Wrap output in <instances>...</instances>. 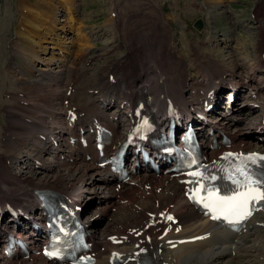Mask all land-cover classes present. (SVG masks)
Here are the masks:
<instances>
[{
  "label": "rangeland",
  "instance_id": "obj_1",
  "mask_svg": "<svg viewBox=\"0 0 264 264\" xmlns=\"http://www.w3.org/2000/svg\"><path fill=\"white\" fill-rule=\"evenodd\" d=\"M111 1L112 0H72L71 3L68 2V4H66L64 0H44L45 5H44V3L41 4L40 3L41 1H40L39 2L40 6L41 5H42V7L45 6L43 8L44 9L47 8L46 11H49V14H44L45 16H47L46 20L51 19L48 16L54 15L53 16L54 19H56V21L57 20L58 21L56 22V24H55L56 27L54 26L53 31H50L51 23H48L45 21H44V24L39 26V27L42 26L41 28L35 29L41 34V36H37V38H35V41L40 42L44 39L42 37H45V41L43 40L42 45L44 47H47L50 49H48L49 53H44V52L39 53V56L41 58L40 62H35L34 68L30 69V68H28L29 66H27L28 64H27L24 56L14 54L12 52L13 47H11V50H10V46L16 45L18 47V49L24 48L26 50H30L28 42L26 41V39L24 37L23 38L19 37L20 36L19 30L21 31L23 29V31H24L25 29H27V31H25V32L21 31L24 34L26 32H30L31 26L26 25V23L28 20L34 19L37 11L40 12L42 10V8L39 6L38 7L35 6L36 5L35 3H37V0H0V109L3 108L4 104H5L4 100L1 99V93L2 94L5 93V90H8L10 92H17V93L22 91V94L26 95L27 99H31L34 96V99L37 100L38 105L40 104L39 105L40 107L37 106L38 111H39V112H37V114H40L42 116L47 117L48 116L47 112L49 111V106H46L49 104V102H48L49 98L47 96L48 95L47 92L51 88L50 87L48 88L47 81H44V85H36V84H33L34 82L29 81L30 83L28 82V86H27L26 80H39V79H43V77H48V76L53 77L54 76L53 74H55V73L59 74L60 73L61 74L60 80H59L60 82H58L57 84H53L54 87H52V88L53 89H56V88L57 89H64L66 86V83H67L66 77L69 76V71L67 70V68L68 67H76L78 69H85L86 70V73L83 76H82V73L80 72V77L82 76V79H81V84L79 85V87L80 88L94 87L97 79L101 76L106 75L105 73L107 71L105 69H107L109 67V64L107 63V61H109L111 59H117L120 56L125 55L126 53L128 54L130 50H128V47H127L128 41H127L125 34L122 30L123 29L122 25H121V28H122L121 33H123V37H121V39H117L114 42L112 40V37H111L110 32H109L108 6H109V2H111ZM194 1L195 0H148V2H147L144 0V1L140 2L138 0L137 1H135V0H130V1L116 0V3L119 4L118 12L119 13L122 12V14H126L127 16H129L130 21L132 19H135V18L137 19V16H139V14L138 15L135 14L133 16L130 13H134V11L137 12V11L142 10L144 8V6L147 5L148 3L155 5V6L149 7V9L151 8V10H152V7L154 9L160 7V9L163 10V12H165L168 16L167 22L164 21L165 24L163 23V25L168 26L170 24V26L172 27V30L174 33L173 39L175 41V43L173 45H174V47H176L175 50H177V51L179 50V53H178L179 55H180V53L181 54L183 53V56L186 58V61L193 66V65H195L193 63L196 60L195 59V52L193 50L196 51V48H198L197 47L198 45H200V44L205 45V43H204V41H199V40H196L193 42L189 41V40L193 37H195V38L202 37L203 32L192 31L191 33H186L185 28L191 29L194 22L197 19H201V18L204 19L205 14H206L205 11L200 13L199 10L197 9V7H194L193 9L189 7L190 4H195ZM254 1L255 0H213V1H211V0H197L198 3H196L200 6H202V8L207 7V4H209V6L212 10L211 12L213 14L212 21L216 24V26H218L219 28L227 27V29L223 30V31H226L227 33H230L233 30L235 32L234 34H236L237 32L235 30H237L241 34V36H240V38H238V40L245 39V43L242 42V43H244L242 46L239 45L238 42H240V41H238V42H235L234 46H230L228 48L226 46H221V47L215 48L214 50L202 49V54H200L203 63H205V59H203V56H207V55H208V57L209 56L212 57L216 62L221 61L222 64L224 63L225 66H227L230 70H232V72H234L235 75L232 76L234 78V80H238L237 78H239V80L241 81L240 83L243 85L245 84V80H247V77L249 76L248 72L250 70V66L248 64L255 57L254 47L256 45V41L261 39V37H264V36H261V32H259V30H257L255 28L256 24H254V23L249 24V19L251 18L252 9L253 8L255 9ZM28 2H30L31 4H29ZM42 2H43V0H42ZM47 4L49 7H46ZM25 6L29 7V8L26 9ZM229 6H231V10H235L236 12H238V14H241V13L243 14L242 16H238L235 13L234 14V17H235L234 21L238 22L239 20H243L244 26L247 25V26L252 27L250 30H247L246 28H244L243 25L240 27H236L234 25L232 27V19L230 16L231 13L227 12V11H231V10H228ZM70 9L73 11V13H71ZM226 9H227V11H226ZM120 10H122V11H120ZM24 12H25V15H24ZM51 13H52V15H51ZM254 13L256 14L257 20H259L261 12L259 10H255ZM141 14L145 15L146 13L141 12L140 15ZM155 14L159 15L161 13L155 12ZM214 17H216V19H214ZM18 18L22 21H20V22L17 21ZM125 18L126 17L122 18L120 24H122V21ZM232 18H233V16H232ZM166 19H167V17H166ZM126 20H128V19L126 18L125 21ZM215 20L217 22H215ZM112 21L113 20L111 18V22ZM262 22H264V21H262ZM127 23L129 24V22H127ZM160 25H162V24H160ZM46 27H50V29L46 30ZM48 31H50V32H48ZM166 31H168V29H166ZM211 32L216 33V31H211ZM51 35H52V37H51ZM80 35H81V37H79ZM82 36H84L85 38L81 40V38H83ZM18 37H19V39H18ZM84 40H87V41H85L86 44L84 42H82ZM12 42H14L15 44L11 45ZM59 42L61 43L60 44L61 47L63 46L62 48L65 52V54H64L65 59H67V61H62L63 62L62 64H60V62L57 59L58 56L56 55V53L58 52V49L60 50V48L57 47V46H59ZM53 44H55V45H53ZM80 44L81 45L85 44V47L87 46L86 47L87 49H85V52H84L85 47L79 48ZM106 45H111L112 48L114 49L113 52H111L112 53L111 55H107L108 53L104 49V47ZM121 45H123V46H121ZM51 48H53L55 50H53ZM90 49L92 50V52H91L89 58L96 56L95 57L96 60H94L92 62V64L87 66L86 63L82 64V62H80L79 59H81L83 57V55L86 54L87 51H89ZM191 49H193V50H191ZM37 50H39V48H37ZM63 50H61V51H63ZM209 50H210V53H205V52H208ZM263 50H264V48H263ZM10 52L13 53V54L11 53L12 56L10 55ZM203 53H205V54H203ZM9 59L13 60V61L10 60V62L12 63L11 69L13 68L12 72L14 73V75H10V76L7 75V72L4 70V67H3L8 62ZM61 60H62V58H61ZM51 61H52V63H50ZM57 61H58V63L55 65V63ZM139 62H140V64H143L142 59ZM62 65H64L65 68L64 67L62 68ZM65 65H68V66H65ZM25 68H26V70H25ZM36 69L37 70L40 69L41 71L42 70L43 71L38 72V71H36ZM191 69H192V71H191ZM197 69H198V66H197ZM32 70H33V72H32ZM47 72H48V74H47ZM140 72L142 73V70ZM190 72H194L193 67L190 68ZM193 74L191 75V78H193V76H194ZM18 78H24L26 80H23V79L20 80ZM261 78L262 79H260L258 81L263 84L262 87L264 88V74H261ZM102 80L104 81V78ZM40 81L43 82L42 80H40ZM250 81L251 82H249V83H251V84L254 83L255 86L257 85L254 78L252 80L250 78ZM24 82H26V83L24 84ZM31 84H32V86L36 85V88H32ZM97 85H100V82H98ZM37 86L38 87L40 86V87L38 88ZM257 87H259V86H256V88ZM41 88H42V90H41ZM65 92L66 91L64 90L63 93H65ZM87 93L88 92L85 91L84 93H82L80 95L78 94L76 99H77V102L79 104H87L84 107L88 106L87 108H89V106L92 107L93 104L92 103H91L92 105L88 104L89 100H88V94ZM7 96H9V93H7ZM90 99L92 101V98H90ZM16 100L14 101L15 105L19 103L18 100L17 101ZM56 102H58V103H56ZM56 102H55L56 106L60 107L59 105L61 104V100L58 99ZM57 104H59V105H57ZM43 106L45 108V109L43 108L44 112L41 111L42 110L41 108ZM46 107L48 109H46ZM240 107L242 108V107H244V105H241ZM92 109H93V111L98 112V109L93 108V107H92ZM260 109L261 108H259V110ZM41 112H42V114H41ZM251 112H252V110H251ZM263 113H264V111H263ZM43 114H46V115H43ZM259 115H261V112L260 113L257 112V113L252 114V117L254 119H256V118L257 119L254 121V123L252 125L244 127L245 129H243V132H253L255 123L256 122L259 123V121H257V120H259L258 119ZM247 117H250V115ZM60 120H62V118ZM4 124H7V123L3 119L2 112H0V129H1V126ZM243 132L240 131L238 134H239V137L242 138V140L246 141V139L244 137H242V134H243V136L245 135ZM0 139H1V137H0ZM25 143H26V146L24 147V151L26 150L25 152H28L34 147L32 145V143H35V142L34 141H28V143H29L28 144L26 141ZM29 146H31L32 148ZM45 148L49 149L48 143L45 144ZM12 152L19 154V156L21 157V160H22V158H23V156L21 155L22 151L18 150L16 152V150H12ZM9 156H12V154ZM44 157L46 158V160L49 161L48 162L49 164L51 163V165L54 169L59 167L57 159L53 158L52 156H48V155L44 156ZM15 166L17 169L19 168V170H17V171H26L30 175H35L34 178H40V177H42V175H43V178L45 177V174L37 173V170L28 168V166H25V165L20 166L18 164V162ZM46 168L48 169L47 166H46ZM63 169L62 168L60 169L61 174L64 176H68L69 173L66 170L64 171ZM38 172H42V171H38ZM46 172H48V170L44 171V173H46ZM20 175H23V173ZM27 176H29V175H27ZM30 177L31 176H29V178ZM49 178H52V177L49 176ZM77 185H80V184L78 183ZM50 186H53V185H50ZM68 186H71V185H68ZM92 187H93V185L87 188L88 190H90L89 196L98 195V194L93 193V192L96 193L97 190L93 191ZM98 187H100V185ZM83 189H86V188H83ZM98 196H101V195L99 194ZM98 196H95V198L93 199L96 206H97ZM31 199H32V196H31ZM21 201H24V200L22 199ZM99 201H100V199H99ZM90 204H93V203H90ZM96 222L97 223L101 222V223L106 224L108 221H106V217L104 216V217H100L98 219V221H96ZM3 262H4V264H11V263H7L6 261H3ZM3 262L1 261L0 264H3Z\"/></svg>",
  "mask_w": 264,
  "mask_h": 264
},
{
  "label": "bare ground",
  "instance_id": "obj_2",
  "mask_svg": "<svg viewBox=\"0 0 264 264\" xmlns=\"http://www.w3.org/2000/svg\"><path fill=\"white\" fill-rule=\"evenodd\" d=\"M64 1L66 4H68V2H70V3L72 2V0H64ZM211 1H213V0H211ZM39 2L42 4V3H44V0H43V2H42V0H37V3H35L36 4L35 6L41 7L42 10L40 12L37 11L34 19L28 20L26 23V25L31 26L30 32H26L24 34L23 32L27 31V29L24 28L25 30L23 31V29L21 28L22 29L21 31H23V32H21L19 30V32H20L19 37H22V38L24 37L26 39V41L28 42L30 50H26L24 48L18 49V47L16 45L11 46V47H13L12 52L14 54L25 55V57H26L25 60L28 64L27 66H29L28 68H30V69L34 68V63L39 60V58H40L39 53H43V52L49 53L48 49H50V48L44 47L42 45L43 40L45 41V37H42L44 39L40 42L35 41V38H37V36H41V34L35 29L41 28L42 26L41 27H39V26L44 24V21H45V22L51 23V29H50V27H46V30L50 29V31H53L54 26L56 27L55 24L58 21V20L56 21V19H54V17H53L54 15H52V13H51L52 16H48L51 19L46 20L47 16H45L44 14H49V11H46L47 8L46 9L43 8L45 6H43V7H42V5L40 6ZM44 5H45V3H44ZM46 7H49L48 4L46 5ZM25 8L28 9L29 7L25 6ZM115 10H116V7L113 8V10H111L112 13L115 12ZM70 11H71V13H73V11L71 9H70ZM152 11H155L157 13H162V10L160 9V7L156 8V9H154L152 7ZM154 17L155 16H153L151 13H146L145 15L139 14V16H137V19H132L131 21H129V24L127 26H125V29H124L125 33L124 34L126 35L127 40L132 44L131 49H130V51H132V57H130V58L128 57L129 62L127 59L124 66L116 67V68H114V71L117 74V76L120 77L119 81L126 84V83H128V80H129V65L135 64V66H136V63L141 61V60H139L141 57H143L147 61L150 59L151 55H153L156 58L155 59L156 65L159 68L163 69L164 73L168 76V80L165 81L166 87L164 86V81H160V77L157 74L156 70L154 71V69L150 68L149 65H143V64H141L142 65L141 70H142V72L145 73V75L144 76L142 74L136 75L135 76L136 78H133V82L136 85H140L142 83V81L145 80L144 84H146L147 86H145L144 90L145 89L149 90V93L154 94L156 97V100H158L159 102L162 101L161 100L162 95L167 94L173 100H177L184 107H187V105L189 104L188 103L189 98L192 95V91L187 86L189 75L187 73V68H186V58L183 56V53L182 54L180 53V55L178 54L179 50L177 52L175 51L176 47H174V45L170 46V43L164 39V34L161 33V31L159 32L157 26H153L152 28H150L149 22L151 23L152 19ZM156 21L161 22L162 20L159 16H156ZM117 22L118 23L120 22L119 18H118ZM112 23H114L113 26H115L116 33L118 34L119 33L118 23L116 24V21L114 22V20L112 21ZM262 23L264 24V22H262ZM50 31H48V32H50ZM51 37H52V35H51ZM79 37H81V35ZM82 37L83 38H81V40L85 38L84 36H82ZM60 44L61 43H59V47L58 46L57 47L60 48V50H61V48L63 46L61 47ZM53 45H55V44H53ZM260 45H262V43ZM36 47L39 48V50H37ZM80 47L81 48L85 47V44L84 45L80 44L79 48ZM254 48L256 50V55H255L254 59L252 61H250L248 64L250 66V70L248 72V74L249 73L250 74L248 76V79H249V82H251L250 78H251V80L254 78L256 81V84H257L256 86L260 87V88L259 87L256 88V86H255V89L253 90L252 95L256 94V99H255L256 101H253V102L257 105H261L262 106L261 108L264 109V88L262 87L263 84L260 83L255 78V76L257 74H264V62H262V54H261L259 48L258 47H254ZM51 49H53V48H51ZM53 50H55V49H53ZM62 50H63V48H62ZM196 53H197V54H195L196 60L193 64L198 66L197 73L202 69L203 70L209 69L217 77L218 80H222L224 78V76L226 75L225 72H227V71L232 73L230 75L231 78H233L232 76L235 75V74H233L232 70L227 68L224 65V63L222 64L221 61L216 62L212 57H210V56L208 57V55H207V56H203V59H205V63H203L200 54L197 51H196ZM171 56L173 57L172 61L170 59ZM124 60H126V58H124ZM124 60H122L120 62H123ZM142 61H143V59H142ZM50 63H52V61ZM113 64H114V62L110 64V67ZM65 66H68V65H65ZM179 67H182L183 71L180 70ZM25 70H26V68H25ZM33 70H32V72H33ZM38 70H40V69H38ZM36 71H37V69H36ZM191 71H192V69H191ZM11 72L12 71H10V73ZM47 74H48V72H47ZM156 75H157V77H156ZM50 77H52V76H50ZM75 77H76L75 73L73 71H70L69 72V78L71 80H73ZM78 77H80V75H78ZM103 78L104 77L99 78V80L101 79L100 81H98V82H100V85H97V87L101 88L102 92L104 94H108L110 92L113 94L117 93L118 90L120 89L121 83H119L116 88H113L105 80L103 81L102 80ZM193 80H197V77H196V79H193ZM133 82L127 84L126 89L128 91L131 89H134V87H132V85H131V84H134ZM25 83L26 82H24V84ZM33 84H35V83H33ZM31 86H32V84H31ZM34 86H32V88H36V85H34ZM52 87H54V86H52ZM52 87H50L51 89L47 92L48 93L47 96H48L50 102H55L58 99V97H60V98H62L61 104H63L64 100H66V98H65L66 92L63 93L62 90H55ZM48 88H49V86H48ZM137 88L139 89L140 86ZM41 90H42V88H41ZM136 92H137V90H133V92L129 91L128 94H125V93L122 94L123 99L128 98V97H129V99H132L133 95H135ZM162 92H163V94H162ZM10 96H11V94H10ZM32 98H34V96ZM31 101H32V110L34 111V113H37L36 108L34 106V101L33 100H31ZM56 103H58V102H56ZM56 103L52 104L50 106V110L48 111L49 117H52L53 120L59 119L62 115L61 110L56 107V105H55ZM16 105L8 106L7 110H5V112L16 113L17 110H19V111L23 110V111L30 113L33 118H37L38 122H37V124L29 125V124L22 122L20 120H9L8 122H9L10 128L13 129L14 131H16V134H12V136H15V139H13L11 137L5 143V145H7L9 147L12 145L21 144L24 141L29 140L30 139L29 137H31V139L34 140L36 134L41 133L42 131L47 130L49 128L47 126V123L45 120L41 119L38 116H34L32 114L31 108H26V109L23 107L18 108L19 105H17V106ZM39 105L37 103V106H39ZM57 105H59V104H57ZM89 105H92V104L90 103ZM46 106H49V104ZM59 106H61V105H59ZM87 107L83 106L80 108H81L82 112H86L87 114L101 113L99 110H98V112L93 111V109H92L93 105H92V107H90V106H89V108H87ZM43 108H44V106L41 108L42 110L40 108L39 109L41 111H43ZM46 109H48V108L46 107ZM255 109H256V107H255ZM251 110L254 111V108L246 106L243 109H238L237 112H239L242 116H249V113H251ZM258 111H259V109H258ZM41 114H42V112H41ZM20 115L25 116L22 112L20 113ZM43 115H46V114H43ZM250 117L253 118L252 115H250ZM52 124L56 125V129H58V130L60 129L61 133L66 132V129L64 127H62L57 121H53ZM116 127H120V126L116 125ZM238 133H237V135L236 134L233 135L234 139L238 140L240 142H247L248 137L246 135L243 136V134H242V137H244L246 139V141L242 140V138L239 137ZM253 138H255V132H254ZM18 139H20V140H18ZM27 143H28V141H27ZM32 145H33V143H32ZM31 146H29V147H31ZM39 149H40L41 153L44 152V149L41 146L39 147ZM3 159L12 160L13 163L18 162V160H19L17 155L5 156L0 151V161H2ZM75 160H76V164L74 165V167L68 165L67 163L60 164V167H64L67 170V172L69 173L68 176L62 175L60 172V169H57V168L54 169L52 167L51 163L49 164L48 162H46V164L44 166V171L48 170V172L43 173V174H45L44 178H43V175H42V177L39 176L40 178H34L35 175L34 176L32 175L29 178V176H27L25 174L18 175L17 173L11 175V177L5 176L4 180H0V203L7 201L6 199L9 198L11 201H15L17 203H26V204H29L30 206L31 205L34 206L35 204L33 202L32 191L36 188L51 187L50 185L58 186L60 183H63L64 189H74V187L79 183L80 185H78V188H77L78 193L77 194L83 195L84 190H88L87 189L88 187H90L92 185L94 186L97 183L103 184V181L100 179L98 174L95 172L94 167L84 165V162H83L84 160L80 155H77V157H75ZM46 166L48 167V169L46 168ZM49 176H51L52 178H49ZM2 183L4 185H2ZM68 185H71V186H68ZM158 186L162 188V191L160 193L155 192L153 195L147 196L140 203H138V202L134 203L137 206L138 210H140L139 216L134 215L132 213L131 208L127 207L126 209L120 210L117 214L110 215V216H113V219H112V222L109 226L114 227L115 225H119L121 227L127 226L129 228H137L139 226V223L141 222L142 215L145 214L146 212H153L159 208L162 211L164 209H167L170 206V204H176L177 203V205H179L180 199L177 195L178 189H177V185L174 181H172L168 185H166L165 183H159ZM83 188H86V189H83ZM9 189L15 191V193H11ZM93 193L99 195V192H96V193L93 192ZM30 195L32 196V199H31ZM98 195H95V196H98ZM88 198H91L93 200L95 197L89 196ZM22 199L24 201H21ZM98 201H99V196H98ZM98 201H97V205H98ZM90 203H94V201H91ZM100 203H99L100 204L99 207L101 208V213H103L101 215V217L105 216L107 208L109 206H114V207L118 206L112 193H109L107 196H104V198L100 200ZM90 205H92V204H90ZM131 216H133V220L128 224L127 217H131ZM181 218H182V223L185 225L184 234H200V233H204V232L214 228L213 224L208 223L206 220H204L199 215H197L196 213H193V212L187 211L186 213H181ZM101 222H99V223L95 222L94 225H96V224L100 225ZM232 242H233V239L231 236L222 233L216 239H213L212 241L208 242L207 244H205L201 247L177 250V251L172 252V255H170V256L176 257L178 260V264H264V233H262L260 230H257V229L254 230V232L252 234L251 243L248 245H245L242 249V253H238L235 256H233V254L231 253L230 247H231ZM3 264H4V262H3ZM100 264H104V262L101 261Z\"/></svg>",
  "mask_w": 264,
  "mask_h": 264
},
{
  "label": "snow or ice",
  "instance_id": "obj_3",
  "mask_svg": "<svg viewBox=\"0 0 264 264\" xmlns=\"http://www.w3.org/2000/svg\"><path fill=\"white\" fill-rule=\"evenodd\" d=\"M144 123L147 124V121ZM257 160L264 161V156L257 157L253 154L245 157L240 165L234 166L231 170L221 168L220 171L225 174L222 177L214 174L205 175L200 171L190 172L189 175L193 177V180L189 182L199 185L192 191L190 198L202 204L212 214L213 219H223L229 224L240 222L251 215L250 202L264 200V174L257 176L248 170L247 165L248 161L256 164ZM217 179H227L236 187L229 194L221 195L219 189L213 186V182ZM241 189L244 190L241 191ZM201 192L205 194L199 195ZM48 255L53 253L50 252Z\"/></svg>",
  "mask_w": 264,
  "mask_h": 264
},
{
  "label": "water",
  "instance_id": "obj_4",
  "mask_svg": "<svg viewBox=\"0 0 264 264\" xmlns=\"http://www.w3.org/2000/svg\"><path fill=\"white\" fill-rule=\"evenodd\" d=\"M196 27L199 28V29L202 27V23H201V21H199V22L196 24Z\"/></svg>",
  "mask_w": 264,
  "mask_h": 264
}]
</instances>
